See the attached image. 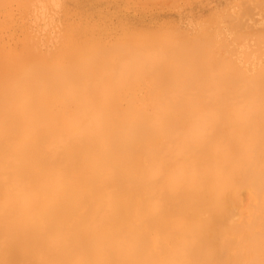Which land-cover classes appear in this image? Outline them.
<instances>
[{"label":"bare ground","instance_id":"obj_1","mask_svg":"<svg viewBox=\"0 0 264 264\" xmlns=\"http://www.w3.org/2000/svg\"><path fill=\"white\" fill-rule=\"evenodd\" d=\"M3 1L7 0H0L1 6L4 5V3L2 4ZM27 1H25L24 5H26ZM8 2H5L6 5ZM29 2L31 4L33 0H29ZM260 2H262V0H259L257 3ZM41 3L44 5L45 2ZM184 3L181 5L184 6ZM251 3L254 2L252 1ZM257 3L255 2V6ZM164 4L166 3H163V5ZM186 4L188 5L189 3L186 2ZM250 5H248L246 9H249ZM27 6L30 7L28 3ZM56 6L57 5H55V7ZM258 6V8H263V5L261 7L260 5ZM235 7L236 6H233V8ZM12 8L14 9L13 6ZM255 8H257V6L254 7V9ZM17 9L16 7V10ZM237 9L239 10V8ZM250 9L248 15L251 13L253 14L255 10L259 11V9H253V11ZM224 10L226 13V8H224ZM12 13L13 12H11L10 15L14 19ZM35 13L36 12H34V14ZM237 13L239 14V12ZM34 14L32 13L33 16ZM244 14L245 13L242 11L241 16ZM226 15H231L232 17H227L228 20L225 19V21L229 22L232 19L238 20L232 13ZM21 16L22 15H20L19 18ZM241 16L239 18H241ZM253 16L254 15H252L251 18H253ZM215 17L217 18L218 16ZM5 18L7 19V17ZM29 19L28 21H31V19ZM215 19L211 20L216 21L217 19ZM254 19L257 20L256 18ZM240 20H242V18ZM243 20L248 21H239V23L241 24L242 22L244 25L248 23L247 26L250 29L255 26L251 23L252 21L250 22L251 25H249L250 19L248 17ZM168 22L171 25L170 20ZM173 22L174 24L176 23L175 21ZM23 23H25V21ZM13 24H16V22ZM212 25L215 27V23ZM221 25L223 24L221 23ZM244 25L236 31L239 32L235 33L236 37H233L238 41H236V45H247V43L250 44L252 42L251 45H247V48L243 49L246 50V52L250 51V48L252 49L254 44L257 49L261 47L260 49L262 51L258 49L259 51L256 50L257 53H254L256 49L254 47V54L250 53L256 55V58L262 61L261 58L264 56H262L264 52V39L261 38H264V28L263 30H259V32H263L262 34H260L261 32L259 33L258 30L254 31L255 28L251 29V31L246 29L248 30L247 33H249V36L246 35L245 29H243ZM256 25H258V23ZM18 26H20V24H18ZM234 26H236V22ZM174 30L173 32H175ZM232 30L235 31L233 28ZM240 30L242 31L241 35H239L241 32ZM131 31L134 32V30ZM182 31L183 30L178 31L181 38L188 30ZM222 31L223 30H221V32ZM225 31L227 33V30ZM225 31H223V33ZM167 32L168 34H172V30L170 33L169 30H167ZM181 32L184 34L182 35ZM255 32H257V34H253ZM162 33L165 32L161 30L160 34ZM178 33H175V37H179ZM223 33H220L221 36L225 35ZM185 35L189 34L187 33ZM216 35H218V31ZM251 35H255V37H251ZM172 36L168 38L171 39L173 38ZM204 36L207 37V35ZM221 36L220 41L222 40ZM196 37H198V35H195V38L193 37L195 39L194 43H199L200 48L197 44L195 45L193 43V45L197 47L193 48L194 46L191 44V49H187L188 45H190L189 43L193 42L188 36L185 38H188L187 41L190 40L191 42H185L184 40L186 39L184 37L180 42L178 41L179 38L177 41V38H174L175 40L171 39L173 41H169L168 39H166V41L164 39L163 41H166V44H161V42L160 44H156L160 48L155 46V43L154 45L151 44V42L149 44L154 47L152 48V46H150L148 50L152 52H147L148 50L146 51L147 48H145L147 46L149 47L147 41L150 38L147 40L144 39V41L147 42V46L143 42L141 45L145 46L141 48L140 45L138 49L135 46H133V48L132 46L131 48L128 47L130 42L126 41L125 44L123 43L125 48H122V52L120 51L122 44H119V49L118 47L115 48V51L117 52V50H119L121 54L124 52V49H127L125 50L126 52L123 53L125 55L122 54L124 57L118 55L121 58L123 57L122 59L118 58L119 60L115 61L116 58L113 57L115 55L113 52L115 51H111L110 54H104V52H110L109 50L101 51L102 55L106 56L105 59L107 60L110 58L109 55L112 56L106 62L105 59H103L104 61L101 59L103 58L101 57V52L98 53L99 55L97 54V56H95L91 51L92 55L89 54V58L84 57L85 53L81 56L80 54L84 52L82 51L81 53L79 52V55L77 54L78 56L75 58L70 59V57V60L50 62L46 59V56L39 54L41 47L37 44L35 45V38L33 40L30 39L32 45L31 49L33 50L29 49V46L28 48L23 46L26 48V52L23 53L22 58L13 57L9 59L3 68H0V264H221L215 262V256H217L220 251L224 252L226 250H232L234 256L229 257L230 259L222 264H238L243 256H246V260L243 257L245 263H242L247 264L248 261H250L247 255L249 256L248 253L251 254L252 252L254 253L251 254L253 260H256V262L254 261L255 264H261L262 262V264H264V259H262L261 256V258H259L255 253V249L258 247L260 249L261 246V244L258 245V243L261 242H258L257 235L262 238L260 235L264 233L260 232V234H258L259 229H257V235L254 236V229L257 227L254 225V223L256 224V219L250 217V221H245L241 225L237 222L229 223V226L226 224L229 222L228 220H231L230 218L232 217L230 216L233 215V213H228V211L234 210V202L236 203V200H238L236 197L242 192V187H244V185L249 186L252 191V197H255L253 194L257 195V193L258 196H261L260 208L262 209L264 206V73L260 71H264V63H261L263 66L260 65L261 68L257 65L260 69L257 71L260 74L251 73L256 69L255 67H257L253 66L252 68L250 67V71L253 68L255 69L247 76L246 73H249V70L246 72L247 67L246 69L244 68L246 64L248 65L250 63H247L249 60L253 64V56L249 57L251 56L250 54L247 58L245 57L246 55H242L243 52H235V44L232 47L234 51L229 44H227L228 47L231 48V51L235 53V57L237 55L236 53H239L244 56V58L249 59L248 61L247 59L244 61H239L237 59L239 62L237 63L236 60L234 63L239 64L241 62L240 68L237 66L238 69L236 70L235 66V69H232L231 66L233 67L236 64H228L231 63L235 57L233 56L234 54L231 55L230 48L228 49L222 45L223 42L225 45L228 42H225L223 38L222 43H217L219 46L216 45V43L213 44L214 42L212 43L216 48L218 46L220 49H223H219L221 52L218 50L219 53H221L220 57H216L217 49H213L214 53L212 52V55L215 54L216 58L221 59V61L218 60L217 62H221V65H213L214 61L212 62L213 59L210 61V58L215 59V57H210L211 54L207 53V49L209 48V52L213 45L206 43V41L208 42L210 40L211 43L214 41V38L217 41L219 40L216 37L212 38L213 40L207 37L208 40L204 38L205 41H203L204 39L202 37L203 40H201L200 35V39L197 38V40ZM164 38L166 37L164 36ZM244 38L247 39L242 40ZM251 38H255L257 41L254 40L256 42L253 43V39ZM234 39L229 41L233 43ZM247 40L250 42H247ZM174 41L177 44H175ZM201 41L206 43V45L209 44L211 47H203V52L205 53L206 51L203 56L201 52ZM239 41H241V43H239ZM243 41L246 42L243 43ZM261 42H263V44ZM127 43L129 44L126 46ZM135 43L137 44V42ZM135 43L134 45H136ZM167 43L170 44L168 45ZM107 44L109 45V43ZM111 45L112 44H110V46ZM160 45H165L163 49L169 52L164 51L162 55V51L160 52L156 49L158 48L161 50L162 47ZM166 45L172 46V49H167ZM204 45L205 44L202 46ZM98 46L101 45H97V48ZM221 46L224 48H221ZM134 47L137 50L134 49ZM173 47H178L176 53L173 52ZM184 48L190 50L191 54L189 51H184L186 50ZM198 48L200 51H198ZM226 48L228 49L227 51L230 52V54L228 53L229 57L228 55L226 57L230 58L231 55L230 60L234 57L230 62L228 61L229 59L226 58V61L229 62L228 64L223 61L225 57H223V60L221 58ZM179 50L182 52L179 54L180 58L184 57V55L189 57V54L190 57H187L188 60H185L186 56L182 58L183 63L181 62V65L179 61H177L176 63H178L179 66L177 64L178 67L173 69L170 59H173L172 56L179 53ZM239 50L240 49H238V51ZM128 51H130V54H126ZM246 52L244 54H248V52ZM165 53L167 54L165 55ZM5 55L7 56V54H4V56ZM126 55L127 57H125ZM206 55L208 58L210 57L208 59L210 67L208 65L205 66L207 64L206 61H208L204 60V58L206 59L207 57ZM2 56L3 54L0 55V58ZM176 56L174 58H178V54ZM198 56H206L201 58L204 62L200 60ZM180 58H178V60ZM195 58L199 59V61L195 60ZM240 58L243 57L240 56L239 59ZM222 61L225 62L226 65L222 64ZM255 63L254 65H256ZM182 64H189V71L185 69L186 65ZM242 64H245L244 67H242L244 72L241 69ZM215 66H219L220 68L216 69ZM193 67H195L194 70ZM212 68H215L217 71ZM210 69L214 72L212 73ZM182 70L185 71L180 73ZM193 71L195 73H193ZM161 72L167 73L166 77H164V75L161 76V74H159ZM184 72L188 77V74H191L190 78L187 79ZM173 73L174 76H172ZM251 74L255 76H251ZM156 75L159 80L156 79ZM177 75L179 77L186 76L185 78L189 83H182V81L186 82L187 80L182 77L184 80L181 81L178 79ZM175 76L177 77V81H175ZM152 77L155 78H153L155 81L152 80ZM170 77H173L174 80ZM147 78H150L152 82H149L155 85L153 90L156 93L155 97L158 98H156L157 100L152 99L154 101L150 103V105L152 104L151 107L148 105V108H151L150 111H148L149 109H144V107H147V104H143L144 102L146 103L147 99L148 101L151 100L150 98L146 99L144 97L148 93V90H151L152 92L150 91V93L153 94L151 95L148 93L149 97L152 96L154 98V91L150 89L151 87H148V90L145 87L147 90L145 94V89L141 86L147 84H143L148 82V80L145 81ZM139 82L140 84L142 82L141 85L139 84L142 88L140 87V89H138L140 93L143 91V96L142 94L140 96L141 100H139L140 97H137L139 94L136 95V97H134L135 95L133 94L135 92V87L139 88V86L136 85V83ZM163 85H165L164 87L169 86L167 89H163ZM125 87H127L126 89L130 88L131 90H129V92L131 91L132 94L129 93L128 90L126 92ZM123 90L127 96L123 94L124 96L122 95V97L129 98V94L132 95L130 98L133 97V99L129 98L130 100L124 98L127 101L126 103L132 104L128 105L126 108L122 107L123 105L126 106L123 104L125 101L121 106L122 101L120 102L119 99ZM200 92L202 94H200ZM203 92H206V95ZM190 93H192L191 95H193V98L195 96L196 100H200L199 97L201 96L205 99L202 97V101H199L200 105L199 102H197L198 105H196V102L193 105L192 102L195 98L193 99L191 95L190 98L188 95ZM135 94H137V92ZM177 94L178 96H176ZM183 96L189 97V100L193 99V101L187 100L189 104L187 103V105H185L183 104L186 103L185 99L187 98L185 97L181 98V100L183 99V101H185H181V104V102H179L180 99L179 101L177 99ZM216 96L225 97V100L228 98L231 102L234 100L237 101V103L239 101L237 99L240 97L242 101L239 102H243L245 97L248 100L240 104L238 103L239 107L236 106L234 109L235 105H233V103L236 102L233 101L229 106V101L227 99L228 104L226 101L224 104L230 108L232 105L230 114L229 110L227 111L228 107L224 104L223 106L226 107V112L225 110L223 112L224 107L222 108V106H218L222 109L221 111L218 109L215 110L216 108L214 109L213 106L215 114H209L212 110L211 112L207 110L212 108L211 105L215 103ZM206 97L207 99L210 97L211 100L214 99L213 97L216 98L213 101L214 103L209 100L208 103ZM235 97L238 98L235 100ZM136 98L139 102L141 101L142 107L141 103L140 106L135 103L137 101ZM143 98L146 100H143ZM122 99L123 98H121V100ZM220 99L218 97V102H216V104L220 101H224V99ZM206 102L207 104H205ZM135 104L138 106V109L135 107ZM203 105L204 107H208H205L207 110L205 111L204 109V112H202V108H204ZM242 105L243 108L240 107ZM198 108H200L199 111H194ZM201 109L202 111H200ZM257 112L259 115H254L255 113L257 114ZM221 114L230 116L223 117ZM225 120L227 122L223 123ZM258 196H256L257 200L254 198L255 202L258 201ZM232 203L234 205L233 209L229 207V205L232 206ZM236 204L237 207L235 208H238L239 203ZM168 207L172 210L170 212L171 214L167 212ZM178 208H180L182 212ZM164 209H166V212ZM173 209H178L177 211L179 213L181 212V215L176 211L175 214H173ZM198 209L201 210V213L199 212L197 215L195 212L191 216L192 220L189 221L188 218L190 215H187L191 214V210ZM254 210L256 209L254 208ZM235 212L238 211L235 210ZM261 212L257 214L259 216L261 214L263 218L264 210ZM167 213H169L171 217H174L176 213L178 214L172 219L173 224H170L172 227L167 225V222H169ZM165 215L167 222L163 221ZM182 215L184 216L183 218L181 217ZM255 216V218L258 217L257 215ZM223 221L226 222H224L225 225ZM163 222L166 223H164L166 229L167 226H169L171 230L169 228L166 231V229L162 227ZM186 223L192 224L189 230H185L188 228ZM182 225L187 226V228ZM222 225L225 226L223 227L224 230L222 231L221 229V232H219L218 227H222ZM259 225L261 224H258V226ZM263 225L262 223V226ZM179 226L185 228L181 233L183 237L177 234L180 237L177 236V238H179V240L181 239V242H178L176 247H171V243L168 244L171 247V253H173L170 256L166 253L168 258L165 260V257H162L164 254L161 255L163 252L159 253L157 249L155 252L153 248H157L156 245L163 246L162 244L167 241L166 239L175 236L176 232L180 234L179 231L183 228H179ZM170 231H172V233ZM221 234L224 235L221 237ZM175 237H173V239ZM177 238H175V241H177ZM221 240L224 241V245L221 244L220 246L219 243ZM262 240H264V237ZM182 242L183 244H181ZM245 243H248L246 244L247 246ZM178 245H180V247H178ZM249 245L252 247V252L247 251V249H251L248 247ZM167 246H163L161 249L166 252L168 251L166 248ZM253 248H255L254 251ZM161 249L159 248V250ZM256 250L258 251V249ZM168 252L170 253V251ZM156 253L159 256L156 255ZM261 255L263 256V253ZM255 256L258 257L254 258ZM158 257H161V259ZM238 258L240 259L238 260ZM258 261L259 263H257ZM251 262H253L252 259L249 263L253 264Z\"/></svg>","mask_w":264,"mask_h":264},{"label":"rangeland","instance_id":"obj_2","mask_svg":"<svg viewBox=\"0 0 264 264\" xmlns=\"http://www.w3.org/2000/svg\"><path fill=\"white\" fill-rule=\"evenodd\" d=\"M9 0H7V1H3L2 2V4L4 3V5H0V38L2 39H0V55H2L3 54V56H4V54H7V56L5 55L4 56V58L2 59V57L0 58V60H1V63H0V68H3V66L9 61V59H11V58H13V57H18V58H22L23 57V53L24 52H26V48H24L25 46L28 48V46H29V49H31L32 48V45H31V41H30V39H35V45L37 44V45H39L41 48H40V53L39 54H42V55H44V56H46L47 58L46 59H48L50 62H53V61H57V60H63V61H67V60H70V59H72V58H75L76 56H78L79 54V52L81 53L82 51H84L83 53H81L80 55L82 56L84 53V57H86V58H89L88 56H89V54H91V52H92V54L93 55H95V56H97V54L98 53H100L102 50H109L110 52H104V54L105 53H108V54H110L111 53V51L113 52V51H115V48H117L118 47V49L120 48V46H119V44H122L121 45V49L122 48H125L124 46V44L126 43V41L127 42H130V44L129 43H127L126 44V46L128 45V47H130L131 48V46H132V48H133V46H135V47H137V49L139 48V46L141 45V44H143V42L146 44V46H147V42H148V44L149 43H151V44H153L154 45V43H155V46H158V45H156V44H160V42H161V44H163V43H165L167 40L166 39H168L169 41L171 40V39H173V40H175L176 38V41L178 40V38H179V42H180V40H182V38L184 37H190V40L191 41H193V42H191L190 40V42L191 43H189L190 45H188V48L187 49H191L190 47H191V44H192V46H194L193 48H196L195 47V45L197 44V42H196V44L194 43L195 41V35H198V37H196V39L198 38V39H200L199 38V35L201 36V40H203L204 38L206 39V40H208L209 38L211 39V40H213L212 38H214V37H216L219 41H217L215 38H214V41H212L211 43H210V40L207 42L206 41V43H209L210 45L213 43V44H215L216 43V45H218L219 46V44H217V43H222L223 42V38L225 39L224 41L226 42V41H228L227 43H226V45L227 44H229V46L232 48L233 46H234V44L236 45V41L237 40H235L233 37H236L235 35V33H239V32H236L237 30H239L243 25H244V23L242 24V22H241V24L239 23V21H244L243 19L244 18H246L247 19V17L250 19V21H249V25H251L250 24V22L251 23H253L254 25V27L252 28L251 26V29H254V31H257L258 30V32H259V30H263V25H264V10H262V9H264V0H262V2H260V3H257V2H259V0H189V2H188V0L186 1V0H181V1H179V0H176V1H172V0H166V2H165V0H158V1H156V0H154V1H152V0H77V1H72V0H50V1H46V0H33V4L31 3L30 4V2H29V0L27 1V0H10L9 2H8ZM25 1H27L26 2V5H24L25 4ZM35 1H36V3H35ZM84 2V3H80V2ZM164 1V2H163ZM172 1V2H171ZM177 1H179V2H177ZM200 3H199V2ZM203 1V2H202ZM234 1H235V3H234ZM240 1V2H239ZM246 3H245V2ZM254 2V3H251V2ZM5 2H8V4L6 5V3ZM24 2V3H23ZM39 2H40V5H39ZM41 2H45L44 3V5H43V3H41ZM47 2V3H46ZM64 2V3H63ZM79 2V3H78ZM161 2H163V3H166V4H164L163 5V3H161ZM174 2V3H173ZM176 2V3H175ZM181 2V3H180ZM185 2V3H184ZM186 2L187 3H189L188 5L186 4ZM207 2V3H206ZM237 2H239V3H237ZM255 2L257 3L256 4V6H257V8H255V9H259V11H256L255 9H254V7H256L255 6ZM20 3V4H19ZM27 3H28V5H30V7L29 6H27ZM137 3V4H136ZM147 3V4H146ZM171 3H173V4H171ZM179 3V4H178ZM182 3H184V6L183 5H181ZM202 3V4H201ZM230 3V4H229ZM250 3H251V5H250ZM22 4V5H21ZM50 6H49V5ZM68 4V5H67ZM162 4V5H161ZM193 6H192V5ZM203 4H205V5H203ZM213 6H212V5ZM227 4H229V5H227ZM233 4H235V5H233ZM244 4V5H243ZM48 5V6H47ZM55 5H57L56 7H55ZM71 5H72V7H71ZM75 5V6H74ZM77 5V6H76ZM133 5V6H132ZM138 5H139V7H138ZM171 5H172V7H171ZM178 5V6H177ZM198 5V6H197ZM201 5V6H200ZM227 5V6H226ZM241 5H243V6H241ZM248 5H250L249 6V9L250 10H252L253 11V9L255 10L254 12H253V14L252 15H254L253 16V18H251L252 17V15L250 16V15H248V13L250 12L249 11V9H246V7L248 6ZM258 5H260V7L263 5V8L261 7V8H258L259 6ZM6 6V7H5ZM12 6L14 7V9L12 8ZM32 6V7H31ZM39 6V7H38ZM43 6V7H42ZM148 6H150V7H148ZM186 6V7H185ZM215 6H217V7H215ZM233 6H236L235 8H233ZM252 6H253V8H252ZM16 7L18 8L17 10H16ZM36 7H37V9H36ZM77 7V8H76ZM83 7V8H82ZM138 7V8H137ZM179 7V8H178ZM212 9H211V8ZM232 7V8H231ZM242 7V8H241ZM22 8H23V10H22ZM44 8V9H43ZM73 8V9H72ZM86 8V9H85ZM125 8V9H124ZM132 8V9H131ZM196 8V9H195ZM204 10H202V9ZM224 8H226V13H225V10H224ZM228 8V9H227ZM237 8H239V10L237 9ZM248 8V7H247ZM29 11H28V10ZM53 9V10H52ZM70 9V10H69ZM194 9V10H193ZM201 9V10H200ZM216 9V10H215ZM220 9H221V11H220ZM243 9V10H242ZM19 10V11H18ZM40 10V11H39ZM83 10V11H82ZM101 10H102V12H101ZM128 10V11H127ZM196 10H198V11H196ZM213 10V11H212ZM232 10H233V12H232ZM238 10V11H237ZM34 14V12H36L35 14H34V16L32 15V13ZM76 11V12H75ZM161 11H162V13H161ZM215 11V12H214ZM223 11V12H222ZM236 11V12H235ZM243 11V13H245L243 16H241V12ZM244 11H246V12H244ZM251 11V12H252ZM262 11V12H261ZM11 12H13L12 14V16L14 17V19L11 17V15H10V13ZM15 12V13H14ZM65 12H66V14H65ZM73 14H72V13ZM78 12V13H77ZM99 12V13H98ZM150 12V13H149ZM158 12V13H157ZM205 12V13H204ZM237 12H239V14L237 13ZM258 12V13H257ZM17 13V14H16ZM19 13V14H18ZM44 13V14H43ZM71 13V14H70ZM156 15H155V14ZM172 13V14H171ZM221 13V14H220ZM224 13V14H223ZM234 14V16L236 17V18H238V20L236 21V19L234 20V19H232L231 21H225V19L226 20H228V18L227 17H232L230 14ZM256 13V14H255ZM3 14V15H2ZM154 14V15H153ZM180 14V15H179ZM214 14V15H213ZM216 14V15H215ZM226 14H229L230 16H228V15H226ZM236 14V15H235ZM237 14H238V16H237ZM4 15H7V16H4ZM17 16V17H15V16ZM20 15H22L20 18H19V16ZM41 15H43V16H41ZM75 15V16H74ZM158 15V16H157ZM225 15V16H224ZM3 16V17H2ZM9 16V17H8ZM24 16V17H23ZM33 16V17H32ZM68 16H70V17H68ZM79 16V17H78ZM214 16V17H213ZM215 16H218L217 18L215 17ZM222 16V17H221ZM233 16V17H234ZM241 16V18H242V20H240L241 18H239ZM2 17V18H1ZM5 17H7V19L5 18ZM26 17H27V19H26ZM29 17H30V19H31V21H28V19H29ZM36 17H37V19H36ZM146 17V18H145ZM11 19V22H10V19ZM22 18V19H21ZM66 18V19H65ZM99 18V19H98ZM106 18V19H105ZM187 18V19H186ZM201 20H200V19ZM210 18V19H209ZM218 20H216V19ZM222 18V19H221ZM254 18H256L257 20H255ZM16 19V20H15ZM24 19V20H23ZM29 19V20H30ZM39 19V20H38ZM74 19H75V23H74ZM211 19H215L216 21H213V20H211ZM155 20V21H154ZM170 20V23H171V25L169 24V21ZM181 22H180V21ZM194 20H196V21H194ZM200 20V21H199ZM209 20V21H208ZM223 20H224V22H223ZM230 20V19H229ZM8 21H9V23H8ZM13 21V22H12ZM25 21V23H23ZM26 21H28V22H26ZM173 21H175L176 23V26H175V24H174V22ZM192 21V22H191ZM211 21V22H210ZM246 21H248V20H246ZM246 21H244V22H246ZM255 21H256V23H255ZM4 24H3V23ZM14 22H16V24H13ZM79 22V23H78ZM87 22V23H86ZM178 22V23H177ZM180 22V23H179ZM207 22V23H206ZM235 22H236V26H234V24H235ZM8 25H7V24ZM28 23V24H27ZM36 23H37V26H36ZM44 23V24H43ZM48 23V24H47ZM161 23V24H160ZM173 23V24H172ZM192 23V24H191ZM195 23V24H194ZM204 23V24H203ZM211 23V24H210ZM215 23V27H214V25H212V24H214ZM221 23L224 25H221ZM258 23V25H256ZM3 24V25H2ZM18 24H20V26H18ZM93 24V25H92ZM165 26H164V25ZM202 24V25H201ZM219 24V25H218ZM260 24V25H259ZM261 24H263V25H261ZM9 25H11V26H9ZM26 25H27V27H26ZM29 25H30V27H29ZM33 25V26H32ZM46 25H47V27H46ZM65 25V26H64ZM75 25V26H74ZM123 25V26H122ZM168 25V26H167ZM201 25V26H200ZM208 25V26H207ZM248 25V23L246 24V25H244V27H243V29H245L244 31L246 32V35H249V33H247L248 32V30H250L251 31V29L247 26ZM2 26H3V28H2ZM22 26V27H21ZM73 26H74V28H73ZM136 26V27H135ZM143 26V27H142ZM180 26V27H179ZM195 26V27H194ZM198 26V27H197ZM43 27H45V28H43ZM182 27V28H181ZM200 27V28H199ZM206 27V28H205ZM219 27V28H218ZM221 27V28H220ZM225 29V30H227V33H226V31L223 29V28ZM198 28V29H197ZM202 28V29H201ZM211 28V29H210ZM232 28L233 29H235V31L234 30H232ZM260 28V29H259ZM11 29H13V30H11ZM20 29V30H19ZM21 29H22V31H21ZM70 29V30H69ZM134 30V32L133 31H131V30ZM144 29V30H143ZM174 29H176V30H174ZM183 30V31H186V30H188V31H190V32H185V34H189V35H185L184 33H182L181 32V34L183 35L184 34V36H182V38L180 37L181 35L178 33V31H181V30ZM196 29V30H195ZM200 29H201V31H200ZM209 29V30H208ZM223 30V31H225L224 33H223V31L221 32V30ZM243 29H241V30H243ZM246 29H248V30H246ZM7 32H6V31ZM43 30V31H42ZM74 30V31H73ZM91 30V31H90ZM140 32H139V31ZM161 30H162V32H167V30H169V33H170V31L172 30V34H173V36H172V34L170 33V34H168V32L165 34V33H162V34H160L161 33ZM166 30V31H165ZM173 30L175 31V32H173ZM199 30V31H198ZM207 30V31H206ZM229 30V31H228ZM240 30V31H241ZM5 31V32H4ZM10 31V32H9ZM14 31H15V33H14ZM127 31V32H126ZM157 31V32H156ZM192 31V32H191ZM194 31V32H193ZM198 31V32H197ZM214 31V32H213ZM217 31H218V35H216L217 34ZM12 32V33H11ZM114 32V33H113ZM132 32V33H131ZM154 32H155V35H154ZM210 32H211V34L213 35H211L210 34ZM216 32V33H215ZM225 34V35H227V36H225V35H222L221 36V34ZM229 32V33H228ZM233 34H232V33ZM245 32H244V34H245ZM261 32V33H260ZM259 33L260 34H262L263 32L262 31H260ZM55 33V34H54ZM104 33H106V34H104ZM148 33V34H147ZM175 33H178V36L179 37H175ZM192 33V34H191ZM198 33H200V34H198ZM203 33V34H202ZM231 33V34H230ZM251 33V32H250ZM6 34H7V36H6ZM28 34V35H27ZM71 34V35H70ZM129 36H128V35ZM146 34V35H145ZM219 34H220V36H221V38H222V40L220 41V36H219ZM228 34H230V35H228ZM242 34V31L240 32V34L239 35H241ZM243 34V35H244ZM253 34H257V32H255V33H253ZM264 34V33H263ZM13 37H12V36ZM72 37H70V36ZM105 35H107V36H105ZM157 35V36H156ZM173 37V38H168V37H171V36ZM204 35H207V37H208V39H207V37L206 36H204ZM208 35H210V36H208ZM214 35H216V36H214ZM5 36V37H4ZM69 36V37H68ZM105 38H104V37ZM127 36V37H126ZM136 36V37H135ZM143 36H145V37H143ZM161 36V37H160ZM164 36L166 37V38H164ZM177 36V35H176ZM194 38H193V37ZM212 36V37H211ZM250 36V35H249ZM249 36H247V37H249ZM255 37V35H251V37ZM24 37H27V38H24ZM118 37V38H117ZM142 37V38H141ZM147 37V38H146ZM163 37V38H162ZM202 37H203V39H202ZM228 39H227V38ZM230 37H231V39L233 38L234 39V42L232 43L231 41L233 40H231L230 39ZM240 37V36H239ZM243 37V36H242ZM258 37V36H257ZM257 37H256V39H257ZM110 38H111V40H110ZM136 38V39H135ZM141 38V39H140ZM152 39V40H150V39ZM175 38V39H174ZM192 38V39H191ZM259 38V37H258ZM12 41H11V40ZM22 39H25V40H22ZM51 39V40H50ZM69 39V40H68ZM85 39V40H84ZM144 39H149L147 42L146 41H144ZM156 39V40H155ZM161 39V40H160ZM166 40L165 42L163 41V40ZM186 39V38H185ZM188 39V38H187ZM187 39L186 40H184L185 42L187 41ZM197 39V40H198ZM205 39L203 40V41H205ZM237 39V38H236ZM247 39V38H246ZM245 38L244 39H242V40H246ZM249 39V38H248ZM251 39H253V38H251ZM251 39H250V41H251ZM255 38L253 39V43L254 42H256L257 40H256ZM261 39H264L263 37L261 38ZM4 40V41H3ZM20 40H22V41H20ZM108 40V41H107ZM135 40V41H134ZM157 40H160V41H157ZM173 40H171V41H173ZM217 42H216V41ZM229 40H231V41H229ZM254 40H256V41H254ZM259 40V39H258ZM14 41V42H13ZM85 41H86V43H85ZM100 41V42H99ZM112 41V42H111ZM125 41V42H124ZM132 41V42H131ZM134 41V42H133ZM139 41V42H138ZM155 41V42H154ZM168 41V42H169ZM189 41H187V42H189ZM203 41H201L202 42V45L203 44H205L204 46H202L201 45V50L203 49V47H205V46H208V47H210V45L209 44H207L206 45V43H203ZM249 40H247V42H250ZM264 41V40H263ZM50 42V43H49ZM135 42H137V44L135 43ZM141 42V43H140ZM157 42V43H156ZM175 42V41H174ZM184 42V43H185ZM200 42V41H199ZM231 42V43H230ZM238 42V41H237ZM244 42H246V41H243V43ZM260 42V41H259ZM2 43V44H1ZM102 43V44H101ZM107 43H109V45L107 44ZM124 43V44H123ZM131 43H133V44H131ZM134 43L136 44V45H134ZM172 43V42H171ZM193 43L195 44V45H193ZM224 43V42H223ZM222 43V45H224L225 47H227L228 49L230 48V47H228V45L226 46L225 44H223ZM239 43H241V41H239ZM262 44H263V42H261ZM260 43V44H261ZM110 44H112L111 46H110ZM114 44V45H113ZM151 44H149V47L147 46V47H145V48H147L146 49V51L150 48V46H152V48L154 47L153 45H151ZM166 44V43H165ZM168 44V43H167ZM170 44V43H169ZM168 44V45H169ZM175 44H177L176 42H175ZM186 44V43H185ZM184 44V45H185ZM212 44V45H213ZM232 46H231V45ZM252 44V42L250 43V44H248L247 43V45H251ZM260 44H259V46H260ZM95 45V46H94ZM97 45H101V46H98V48H97ZM103 45V46H102ZM172 46H173V43L171 44ZM179 45V44H178ZM198 46H199V43L197 44ZM221 45V44H220ZM243 45V44H242ZM241 44L239 45V44H237L236 46H234V47H236V49H235V52H243L242 53V55H246L245 57H247V56H249L251 53H253V50L256 48L255 46V44H254V49L252 48H250V51H247L248 52V54H244L245 52H246V50H243L244 48H247V45L246 44H244L243 46H242ZM246 45V46H245ZM21 46V47H20ZM24 46V47H23ZM107 48H106V47ZM123 46V47H122ZM142 46L144 47L145 45H141V48H142ZM161 46V45H160ZM164 46L165 45H162L161 47H162V49L161 50H159L158 48H160L159 46H158V48H156L158 51H162L161 52V54L163 55L164 53V51H165V49H163L164 48ZM172 46H167L166 45V47H167V49L169 48H171ZM181 46V45H180ZM179 46V47H180ZM217 46V48L215 47V45H213V47L211 48V50H209V52H208V49H207V53H209V54H211L210 55V57H215V54L214 55H212L213 53H214V51H213V49H217V51H216V57H220V54L221 53H219V51L220 50H223V49H220V47H218ZM245 46V47H244ZM253 46V45H252ZM251 46V47H252ZM263 46V45H262ZM96 47V48H95ZM109 47V48H108ZM134 47V49H136ZM182 47H184V46H182ZM223 46H221V48H222ZM239 47H241V48H239ZM258 47V46H257ZM3 48H5V49H3ZM43 48V49H42ZM92 48V49H91ZM104 48V49H103ZM174 49V51L173 52H175L176 53V50H177V48L178 47H173ZM192 48V49H193ZM199 48H200V46H199ZM198 48V51H200V49ZM207 48V47H206ZM224 48V47H223ZM225 49V51L222 53L223 55L221 56V58H222V60H223V57H225V59L223 60V61H225V62H227L226 61V58H228L229 57V54H230V52L229 51H227L228 49ZM231 48L229 49L230 51H231ZM248 48H249V46H248ZM261 47H259L258 49H260ZM86 49H88V50H86ZM94 49V50H93ZM120 49V51L122 52L123 51V49L121 50ZM136 49V50H137ZM172 49V48H171ZM179 49H182V48H179ZM184 49H186V48H184ZM184 50V51H189V53H190V50ZM220 49V50H219ZM238 49H240L239 51H238ZM257 48L255 49V52L254 53H257L256 52V50H258ZM31 50H33V49H31ZM125 50H127V49H124V52H126ZM128 50H129V48H128ZM133 50V49H132ZM152 50H155V49H152ZM219 50V51H218ZM232 50H233V48H232ZM237 50V51H236ZM242 50V51H241ZM249 50V49H248ZM261 50V49H260ZM91 51V52H90ZM151 51V50H150ZM149 50L147 51V52H150ZM168 51V50H167ZM167 51H165V52H167ZM182 51V50H181ZM183 51V52H184ZM204 51H205V49H204ZM234 51V50H233ZM233 51H231V55H233L234 57H235V53L233 52ZM245 51V52H244ZM259 51V50H258ZM262 51V50H261ZM264 51V50H263ZM10 52V53H9ZM14 52V53H13ZM18 52H20V53H18ZM21 52H22V54H21ZM90 52V53H89ZM123 52V53H124ZM130 51H128V53H126V54H130L129 53ZM133 52V51H132ZM152 52V51H151ZM155 52H157V51H155ZM160 52H158V53H160ZM169 52V51H168ZM172 52V53H173ZM178 52V51H177ZM203 54H202V56L206 53V51H205V53L203 52V50L201 51ZM213 52V53H212ZM221 52V51H220ZM233 52V53H232ZM246 52V53H247ZM251 52V53H250ZM17 53V54H16ZM115 55L113 56L114 58H116L115 59V61H117V60H119L121 57H119L118 55H120V56H123V55H125V54H121L120 52H119V50H117V52L115 51V52H113ZM119 53V54H118ZM182 52H180V50H179V53H177L178 54V58H180V56H179V54H181ZM200 53V52H199ZM229 53V54H228ZM253 53V54H254ZM259 53V52H258ZM57 54V55H56ZM78 54V55H77ZM91 54V55H92ZM108 54H107V56H108ZM167 53H165V55H166ZM170 54V53H169ZM174 54V53H173ZM176 54V55H177ZM185 54H186V52H185ZM187 54H188V52H187ZM191 54V53H190ZM190 54H189V57H190ZM201 54V53H200ZM237 55H236V57H235V59H234V57H232L233 59H231V60H233V61H231L230 60V58H231V55H230V58H228L227 60L230 62L231 61V63H229V62H227V64L228 65H234V64H236V65H234L233 67L231 66V68L233 69L235 66H236V70L238 69V68H240V64H241V62L239 63V64H237L239 61H244V60H246L247 58H244V56H242L241 54H239V53H236ZM86 55V56H85ZM90 55V56H91ZM99 55V54H98ZM113 55V54H112ZM175 54L172 56L173 57V59L171 58L170 60L172 61L171 63H172V65H173V69L176 67H178L179 66V64L178 63H176L177 61H179V63H180V65H181V62L183 63V60H182V58H185V56L186 55H184V53H183V55H184V57H182V58H180L179 60H178V58H174L175 56H176ZM199 55V54H198ZM228 55V57H226ZM258 55V54H257ZM264 55V52H263V54H262V56ZM207 56V55H206ZM206 56H204V57H206ZM237 56H241V57H243V58H240L239 59V57H237ZM253 56V57H252ZM255 56V57H254ZM260 56H261V54H260ZM259 56V57H260ZM53 57H54V59H53ZM71 57V58H70ZM101 57H103V58H101L102 60L103 59H105V57L106 56H104V55H102V52H101ZM109 57L111 58L112 56H110L109 55ZM108 57V58H109ZM124 57V56H123ZM122 57V58H123ZM125 57H127V55L125 56ZM177 57V56H176ZM188 56H186V58H185V60H188V58H187ZM204 57H201V56H198V58L200 59V60H202L203 62H204V60H208L209 58H208V56L206 57V59L204 58ZM215 57V59L214 58H210V61H211V59H213L212 60V62H213V65L215 64H220L221 65V62H219V63H217L218 62V60H220L221 61V59H219V58H216ZM249 57H252V59H254V61L256 62H254L253 60H252V62H253V64L251 63V61L249 60V59H247V63H249L248 65L246 64V62H245V64H246V66H245V68L244 69H246V67H247V70H246V72H248V70H249V73H246L247 74V76H249L250 75V72L252 71V70H254L255 68V70L254 71H252L251 73H259L258 71L260 70L259 69V67H260V65L262 66V64L264 63V56L261 58L262 59V61H260L259 59H257L256 58V55H252L251 54V56H249ZM258 57V56H257ZM6 58V59H5ZM58 58H60V59H58ZM68 58V59H67ZM70 58V59H69ZM98 58H99V56H98ZM109 58V59H110ZM119 58V59H118ZM121 58V59H122ZM201 58H204V60L203 59H201ZM5 59V60H4ZM66 59V60H65ZM108 59V60H109ZM175 59V60H174ZM199 59H196L195 58V60H198L199 61ZM239 61H238V60ZM255 59H257V60H255ZM100 60V59H99ZM101 60V61H102ZM107 59H105V62L106 61H108ZM181 60V61H180ZM185 60H184V62H185ZM215 60H217V61H215ZM236 60H237V63H234V61L236 62ZM104 61V60H103ZM121 61V60H120ZM222 61V64H224V65H226L225 64V62H223ZM260 61V62H259ZM187 62V61H186ZM207 62V64L205 65V66H209V60L208 61H206ZM205 62V63H206ZM216 62V63H215ZM259 62V63H258ZM175 63V64H174ZM188 63V62H187ZM198 63H200V62H198ZM242 63H244V62H242ZM254 63L256 64V65H254ZM258 63V64H257ZM262 63V64H261ZM177 64H178V66H177ZM211 64V63H210ZM244 64V65H245ZM175 65V66H174ZM182 65H186V64H182ZM203 65H204V63H203ZM244 65L242 64L241 65V69H242V67H244ZM259 67H258V66ZM237 66H239L238 68H237ZM253 66H257V67H255V68H253L251 71H250V67L252 68ZM263 66H264V64H263ZM262 66V67H263ZM210 67V66H209ZM212 67V66H211ZM194 68L195 67H193V70H194ZM215 68L217 69V68H220L219 66L218 67H216L215 66ZM215 68H212L213 70H216ZM249 68V69H248ZM261 68V67H260ZM185 69H190L189 68V64L188 65H186V67H185ZM212 69H210L211 70V72L213 73L214 71H212ZM235 69V68H234ZM240 69V70H241ZM244 69H242L243 70V72H244ZM196 70V69H195ZM239 70V71H240ZM241 70V71H242ZM258 70V71H257ZM183 71H185V70H182V72H180V73H183ZM189 71V70H188ZM217 71V70H216ZM240 71V72H241ZM261 72H263L264 73V71H262V70H260ZM178 72V71H177ZM187 72V71H186ZM164 72H161V73H159V74H161V76L162 75H164V77H166V75H167V73H164ZM185 73V72H184ZM189 73V72H188ZM193 73H195L194 71H193ZM158 74V75H159ZM176 74V73H175ZM178 75H179V72L177 73ZM245 74V75H246ZM260 74V73H259ZM177 75V77H178V79L179 80H187L188 78H190V76H191V74H188L189 75V77L187 76V74L185 73L184 75H186L187 76V79L185 78L186 76H182V77H179ZM181 75V74H180ZM183 75V74H182ZM205 75V74H204ZM264 75V74H263ZM172 76H174V73H173V75ZM251 76H255L254 74L252 75L251 74ZM250 76V77H251ZM151 77V76H150ZM155 77V76H154ZM154 77H152V80H154L156 77H157V75H156V77L154 78ZM168 77V76H167ZM177 77L175 76V78H176V80L175 81H177ZM154 78V79H153ZM160 78V77H159ZM169 78V77H168ZM167 78V79H168ZM170 78H172L173 79V77H170ZM180 78H182V79H180ZM150 78H147L145 81H147L148 80V82L149 81H151V79L149 80ZM156 79H158V77L156 78ZM161 79H162V77H161ZM144 80V79H143ZM159 80V79H158ZM174 80V79H173ZM144 81V82H145ZM155 81V80H154ZM148 82H145V83H143V84H146L145 86L144 85H141L142 84V82H141V84H140V82L139 83H136V85H138L139 86V88H136L135 87V92L133 93L135 96L134 97H136V95H138L139 94V96H137V97H140L141 96V94L143 93V91H141V93L140 92H138V89H140V87L141 86H143V89H145V87H146V89L148 90L150 87V89H154V84L152 85V83H148ZM152 82V81H151ZM155 83V82H154ZM182 83H189L188 82V80L185 82H183L182 81ZM141 86H140V85ZM167 84H169V83H167ZM136 85H134V86H136ZM149 85V86H148ZM184 85H186V84H184ZM128 86V85H127ZM130 87H133V86H131V85H129ZM165 85H163V89L164 88H166L167 89V87L169 86H167V87H164ZM149 87V88H148ZM127 87H125V89H126ZM142 88V87H141ZM124 89V90H125ZM137 89V90H136ZM144 90V93L146 94V92H147V90ZM122 91V93L120 94L121 96L119 97V99H120V102H121V106L123 105V104H125L126 106H122L123 108L125 107H128V105H130L129 103H126L127 101H126V99L127 100H130L131 98L133 99V97H131L130 98V96H132V95H130L129 94V98L127 97H122V95L123 94H125V96H127L126 95V93H124L125 91L127 92V90H128V92H129V90H131L130 88L129 89H126L125 91ZM132 91H133V89H132ZM146 91V92H145ZM150 91L151 90H148V93L149 94H151L150 93ZM154 91V90H153ZM196 91V90H195ZM137 92V94H135ZM152 92V91H151ZM129 93H131V91L129 92ZM147 93V94H148ZM194 93V92H193ZM205 95H206V92H203ZM132 94V93H131ZM144 94V95H145ZM146 94V96L144 97V98H150V100L151 101H148V99L146 100V99H144L143 98V100H146V103L144 102V101H142V102H144V104L143 105H145V104H147V107H144V109L146 108V110H148V111H150L151 110V108H148V105H150V103H152L154 100H152V99H156L157 97H155V91H154V98L152 97V96H150L149 97V94L147 95ZM153 94V93H152ZM151 94V95H152ZM192 93H190V94H188L189 95V97H190V95H191ZM195 94H196V92H195ZM200 94H202L201 92H200ZM203 94V95H204ZM208 94V93H207ZM204 95V96H205ZM124 96V95H123ZM142 96H143V94H142ZM176 96H178V94L176 95ZM192 96V98H193V95H191ZM199 96V95H198ZM197 96V97H198ZM186 97V96H185ZM184 96L183 97H178V101H179V99H180V101L179 102H185L186 101V103H183V104H185V105H187V103H188V101H190L189 100V97L187 98V99H185V101H183V99L181 100V98H185ZM203 96H201V97H199L200 98V100L201 99H203L202 98ZM217 97V96H216ZM216 97H213L212 99L213 100H211V98L210 97H208L209 99H207V97H206V100H207V102H208V100L211 102H213L214 100H215V98ZM218 97H219V99L220 100H222V99H224V101H220L219 103H217L216 104V102H218L217 100H218ZM217 98H216V101H214L213 103H211V104H213V105H211L212 106V108L210 109H205V107H204V105H203V107L204 108H202L203 109V111H202V109L200 110V111H202V112H204V109H205V111L207 110V111H209L210 110V112H211V110H212V112L211 113H209V114H215L214 112L215 111H213V106H214V109L215 110H222L220 107L222 106V108L224 107L223 106V104L225 103V101H226V103H227V99L225 100V97L224 98H222L221 96H218ZM246 97L248 98V96L246 95ZM246 97H245V100H243V102L244 101H246V100H248V99H246ZM121 98H126V99H122L121 100ZM177 98V97H176ZM191 98V97H190ZM194 98H195V96H194ZM193 98V99H194ZM198 98V99H199ZM236 98H238V97H235V100H236ZM137 99V98H136ZM158 99V98H157ZM156 99V100H157ZM193 99L191 100V101H193ZM205 99V98H204ZM232 99H234V98H232ZM231 99V100H232ZM139 100H141V97H140V99ZM156 100H155V102H156ZM188 100V101H187ZM200 100H196V98L194 99V101L192 102V104L194 105L195 104V102H196V105H198V103L197 102H199ZM206 100H204V101H206ZM237 100H239V101H242V99H241V97L239 98V99H237ZM125 101V102H124ZM131 101H133V100H131ZM130 101V102H131ZM137 101H138V99H137ZM135 102V103H137V105L138 106H140V103H141V101L138 103V102ZM202 101V100H201ZM203 101V102H204ZM228 105L230 106V104H232V102L234 101H230V99H228ZM238 101V103L240 104V103H243V102H239ZM119 102V103H120ZM124 102V103H123ZM149 104H148V103ZM182 102H181V104H182ZM202 102V103H203ZM207 102L205 103V104H207ZM234 102H236V103H233V105H235L234 106V109H235V107L236 106H238V103H237V101H234ZM123 103V104H122ZM209 103V102H208ZM221 103V104H220ZM189 104V103H188ZM220 104V105H219ZM119 105V104H118ZM132 105V104H131ZM134 105V104H133ZM152 105V104H151ZM151 105H150V107H151ZM199 105H200V102H199ZM225 106H227L226 104H224ZM244 105V104H243ZM243 105L242 106H240V107H242L243 108ZM120 106V107H121ZM138 106H136V104H135V107L138 109ZM208 106V105H207ZM216 106V107H215ZM218 106H220V107H218ZM134 107V106H133ZM141 107H142V103H141ZM188 107V106H187ZM194 107V106H193ZM192 107V108H193ZM210 107V106H209ZM218 107V108H217ZM228 107V106H227ZM239 107V106H238ZM238 107H237V109H238ZM153 108V107H152ZM195 108V107H194ZM206 108H208V107H206ZM231 108H232V105H231ZM230 107H228L227 108V111L229 110V114L231 113V111H230V109H231ZM142 109V108H141ZM199 109L200 108H198L197 110H194V111H199ZM226 109V107H224L223 108V112H224V110ZM236 109V110H237ZM240 110H242V109H240ZM235 111V110H234ZM216 112H218V111H216ZM222 112V113H223ZM225 112H226V110H225ZM243 112H244V110H243ZM243 112H241V113H243ZM248 112V111H247ZM200 113V112H199ZM198 113V114H199ZM232 113H235V112H232ZM219 114H220V112H219ZM245 114H246V112H245ZM221 115H223V114H221ZM232 115V114H231ZM249 115V114H248ZM254 115H259V113L257 112V114L255 113ZM230 115H223V117H229ZM251 116V115H250ZM252 117H253V115H252ZM256 119V118H255ZM222 121H224V120H222ZM227 121L225 120V122H223V123H226ZM228 124V123H227ZM227 127H228V125H227ZM236 132V131H235ZM249 133V132H248ZM247 134V133H246ZM249 190V191H248ZM248 192H250V193H248ZM238 194V193H237ZM236 194V195H237ZM241 194V195H240ZM240 194H238V196L236 197V199L238 198V200H240V201H238V200H236V203H239V206H238V208H235V207H237L236 205V203L234 202V204H235V207H234V205H233V203H232V206H230L229 205V207H232V209H233V207H234V210L232 211H228V213H233V215L232 216H230V217H232V218H230L231 220H228L229 219V217H228V219H226V220H228L229 222L228 223H226L225 221H223V223L225 222L226 224H227V226H229V223L231 224V223H240V225L243 223V222H245V221H250V217H252V218H254V219H256V224L254 223V225H255V227H256V229H254L255 230V234H254V236H256L257 235V233L256 232H258L259 231V233L258 234H260V232H264L263 230V228H264V225L262 226V223L264 224V214H263V218H262V212L261 211H263L264 210V206L262 207V209L260 208L261 207V196H258V193H257V195H254L253 194V196H255V197H252V191H251V189L249 188V186L247 185V186H245L244 185V187H242V192L240 193ZM244 194V195H243ZM246 194V195H245ZM242 196V197H240V196ZM256 196H258V201H256L255 202V200H257V197ZM248 198V199H247ZM254 198H255V200H254ZM246 199V200H245ZM238 201V202H237ZM251 204H250V203ZM252 202H253V204H252ZM258 202H259V204H258ZM241 203V204H240ZM244 203V204H243ZM231 204V203H230ZM242 205V206H241ZM246 205V206H245ZM251 205V206H250ZM254 205V206H253ZM258 205H259V207H258ZM250 206V207H249ZM256 206H257V208H259V209H257L256 208ZM196 207V206H195ZM229 207H228V209H229ZM253 209H252V208ZM163 208V207H162ZM166 208V207H165ZM184 208V207H183ZM254 208L258 211H256V210H254ZM168 209H169V207H168ZM167 209V212H171L172 210H168ZM179 210H180V208H178ZM177 209V210H178ZM248 209H250V210H248ZM261 209V210H260ZM165 210V212H166V209H164ZM177 210H174L173 209V211L174 212H172L173 214H175V211L179 214V215H181L180 213L182 212L181 210V212L179 213ZM230 210V209H229ZM235 210H237L238 212H235ZM248 210V211H247ZM252 211V212H251ZM257 212L258 214H259V212H261V214H260V216L257 214V213H255V212ZM164 212V211H163ZM162 212V213H163ZM164 212V213H165ZM196 212V214L198 215L199 214V212L201 213V210L200 209H198V210H191V214H188L187 216H189V218H188V220L190 221V220H192V218H191V216L194 214ZM250 212V213H249ZM254 212V213H253ZM169 213H167L168 214V216H169ZM176 213V215L174 216V217H176L178 214ZM184 213V212H183ZM182 213V214H183ZM227 213V212H226ZM228 213H227V215H228ZM236 213H237V216H236ZM242 213H246L245 215L244 214H242ZM171 214V213H170ZM172 214V215H173ZM185 214V213H184ZM183 214V215H184ZM230 214V215H231ZM248 214V215H247ZM251 214H252V216H251ZM181 216L182 218L184 217V216ZM254 215V216H253ZM255 215H257L258 217L257 218H255L256 216ZM167 216V218H169V222H167L166 221V215L164 216V220L163 221H165V222H167L168 224L167 225H172L173 224V220L172 219H174V217H171V216H169L168 217ZM249 218H248V217ZM245 217V218H244ZM259 217H261V218H259ZM175 219H178V218H175ZM247 219V220H246ZM253 219V220H254ZM242 220H244V221H242ZM263 220V221H262ZM187 221V220H186ZM231 221V222H230ZM165 222H163V225H162V227H164L165 229H166V223ZM170 222H172V223H170ZM165 223V224H164ZM225 223H224V225H225ZM187 224V226H188V228H187V226H185V225H182L183 227L185 226V228H187V229H185V228H183V227H181V226H179V228H183L182 230H180L179 232H180V234L179 233H177L176 232V234H175V236H172L171 238H167L166 240L168 241V243H167V241H165L162 245L163 246H167L168 244H170L171 243V247H176L177 246V243L178 242H181V239L179 240V236H182L183 237V235L181 234L183 231H184V229L185 230H189V228L192 226V224L191 223H186ZM258 224H261V225H259L258 226ZM170 225V227H172ZM245 226V225H244ZM243 226V227H244ZM169 226H167V229H169L170 228ZM174 227H175V224H174ZM223 227H225V226H223L222 225V227L220 226V227H218L219 228V232H221L220 230L222 229V231L224 230L223 229ZM260 227H261V229H260ZM167 229H166V231H167ZM174 229V228H173ZM226 229H227V227H226ZM241 229V228H240ZM257 229H259L258 231H256ZM170 230H171V228H170ZM260 230H262V231H260ZM226 231V230H225ZM224 231V232H225ZM171 233H172V231H170ZM174 232V231H173ZM175 233V232H174ZM164 234H165V232H164ZM163 234V235H164ZM179 236H178V235ZM264 234V233H263ZM263 234L262 235H260L262 238H260L259 237V235H257V239L259 240L258 242H261V243H258V245H260L261 244V246H260V249H259V247L258 246H256V247H258V248H256V249H258V251L255 249V248H253V251H254V249H255V253L259 256V258H261L262 257V259H264V240H262L263 239ZM172 235V234H171ZM219 235H220V233H219ZM224 235V234H223ZM222 234H221V237L223 236ZM177 236L179 237V238H177ZM173 237H175V238H177L176 240L177 241H175V238L173 239ZM181 237V238H182ZM185 238V237H184ZM183 238V239H184ZM261 240H260V239ZM183 239H182V241H183ZM169 240H172V241H169ZM184 240H186V239H184ZM223 242V243H222ZM165 243H167V244H165ZM172 243H173V245H172ZM181 244H183V242L181 243ZM221 244L222 245H224V241L223 240H221V242L219 243V245L221 246ZM246 244H248V243H245V245ZM250 244V243H249ZM257 245V244H256ZM157 246V248L155 247V248H153V250L156 252V249H157V251H159V253L160 252H163V253H161V255L162 254H164L162 257L165 259V260H167V255L169 254V256L173 253H171V247L168 245L166 248H167V250L168 251H170V253L168 252V251H166V249H165V251L166 252H164V250L163 249H161V247H163V246H159V245H156ZM247 246V245H246ZM178 247H180V245H178ZM248 247H250V245L248 246ZM159 248L161 249V250H159ZM165 248V247H164ZM251 249H247V251H251L252 250V247H250ZM245 249H246V247H245ZM153 251V252H154ZM154 252V253H155ZM252 252V251H251ZM166 253H167V255H166ZM253 253V252H252ZM251 253V254H252ZM263 253V256L261 255V254ZM231 254V255H230ZM249 254V256L247 255V257H249L248 259L251 261V259H252V261L253 262H251V263H253V264H255V262H256V260L254 259L253 260V257H252V255L250 254V253H248ZM254 254V253H253ZM156 255H158L157 253H156ZM160 255V256H161ZM159 256V255H158ZM234 256V254L232 253V250H226V251H224V252H222V251H220V253L217 255V256H215L214 258V260H215V262H219V263H223V262H227V260L228 259H230L229 257H233ZM251 256V257H250ZM258 256H255L254 258H256V257H258ZM261 256V257H260ZM240 257H242V256H240ZM244 257V256H243ZM243 257L240 259V258H238V260L240 259V262L238 263V264H241L242 262L243 263H245V261H243ZM158 258H160L161 259V257H158ZM245 258V260H246V256L244 257ZM258 258V259H259ZM224 260V261H223ZM242 260V261H241ZM248 261V260H247ZM250 261H248V263L250 262ZM255 261V262H254ZM264 261V260H263ZM242 263V264H243ZM247 263V264H248ZM257 263H259V261L257 262ZM263 263V262H262ZM261 263V264H262ZM250 264V263H249ZM260 264V263H259Z\"/></svg>","mask_w":264,"mask_h":264}]
</instances>
